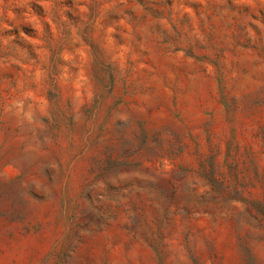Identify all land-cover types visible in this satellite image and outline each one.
Instances as JSON below:
<instances>
[{
  "label": "rangeland",
  "instance_id": "obj_1",
  "mask_svg": "<svg viewBox=\"0 0 264 264\" xmlns=\"http://www.w3.org/2000/svg\"><path fill=\"white\" fill-rule=\"evenodd\" d=\"M0 264H264V0H0Z\"/></svg>",
  "mask_w": 264,
  "mask_h": 264
}]
</instances>
